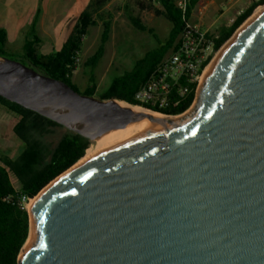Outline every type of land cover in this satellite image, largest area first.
<instances>
[{
  "label": "water",
  "instance_id": "1",
  "mask_svg": "<svg viewBox=\"0 0 264 264\" xmlns=\"http://www.w3.org/2000/svg\"><path fill=\"white\" fill-rule=\"evenodd\" d=\"M234 34L178 118L0 57V97L90 142L141 123L27 210L18 264H264V11Z\"/></svg>",
  "mask_w": 264,
  "mask_h": 264
},
{
  "label": "trees",
  "instance_id": "2",
  "mask_svg": "<svg viewBox=\"0 0 264 264\" xmlns=\"http://www.w3.org/2000/svg\"><path fill=\"white\" fill-rule=\"evenodd\" d=\"M198 2L199 0H186L184 7L180 8L178 0L127 1L124 14L131 26L137 31L152 35L157 40L158 46L146 51L142 57L135 60L129 71L113 78L108 88L96 99L100 101L116 99L130 105H138L134 99L135 92L156 64L174 49L181 32L189 24L191 13ZM107 3L108 0H91L78 17L72 33L60 50L47 55H41L37 51L39 39L33 33L34 24H32L22 48L23 61L18 62L43 75L64 82L83 96L95 98L96 83L92 73L87 77L84 92L80 93L73 85L72 77L78 68L74 66L72 58L75 53L81 54L88 30L99 25L101 32L97 47L82 63V67L94 69L102 59L105 46L110 40L113 22L112 13L105 10ZM261 5L264 6V0L252 2L230 24L219 27L216 34L206 33V37L213 41L212 55ZM132 6L143 12H151L155 17H162L170 23L171 28L162 43L157 39L152 28L144 25L139 17L133 15ZM4 47L5 34L0 31V57L8 58L4 53ZM192 89L193 92L183 102L175 108L162 111L161 114L177 116L185 112L194 100L195 87L192 86ZM0 106L17 117L11 131L23 143V149L16 158L0 154V264H18L19 254L29 234L28 211L21 204V198L25 197L28 200L35 198L42 189L85 155L90 141L2 97H0ZM56 130H62L60 138L55 143L46 141V137L54 135ZM12 180L17 183V188Z\"/></svg>",
  "mask_w": 264,
  "mask_h": 264
},
{
  "label": "rangeland",
  "instance_id": "3",
  "mask_svg": "<svg viewBox=\"0 0 264 264\" xmlns=\"http://www.w3.org/2000/svg\"><path fill=\"white\" fill-rule=\"evenodd\" d=\"M230 1H220L224 6L222 5L221 8L220 5V10L214 8L213 13L217 14L216 16H210V14L202 16V12L198 11V9H202V7L196 6L194 11L195 21H189V25L198 26L207 34L214 35L217 33L219 27L230 24L238 14L245 10L252 2L257 0H232V3H230ZM113 13L115 21L112 24L110 40L105 46L102 59L94 69L82 67L83 59L90 56L95 51L99 41L101 28H92L87 40L88 45L84 47V54L81 55V64L72 77L73 85L82 93L86 89L87 77L92 73L97 85L95 98L99 97V95L108 88L113 78L121 76L129 71L133 67L135 60L142 57L146 51L158 46L157 40L152 35L134 29L120 11L114 10ZM133 15L139 17L144 25L152 28L154 34L161 43L167 37L171 25L164 18L155 17L151 12H138L136 10L133 12ZM56 49L57 48L54 50ZM49 51L50 50H48V52ZM4 53L8 59L23 61L21 59V44L4 47ZM120 61L122 62L121 65H117ZM112 64L114 65L111 66ZM195 99L196 97H194L192 104ZM0 109V154L7 155L10 158H16L23 149V143L19 141L11 131L17 117L7 110H4L3 107H0ZM61 135L62 130H56L54 135L46 137V141L55 143ZM93 145L94 143L90 142L89 148ZM12 182L17 188V183L14 180H12Z\"/></svg>",
  "mask_w": 264,
  "mask_h": 264
},
{
  "label": "crops",
  "instance_id": "4",
  "mask_svg": "<svg viewBox=\"0 0 264 264\" xmlns=\"http://www.w3.org/2000/svg\"><path fill=\"white\" fill-rule=\"evenodd\" d=\"M90 1L91 0H0V31L5 34V47L21 44V48H23L29 29L31 25L34 24L33 33L39 39V43L37 44L38 53L47 55L60 50L64 41L72 33L78 17L85 11ZM127 1L133 0H108V3L105 5V10L112 13L113 22L115 21L114 10H118L124 14ZM220 1L221 0H199L196 6L202 7V9H198L199 12H202V16L208 14H210V16H216L217 14H214L213 10L214 8L219 9L220 5L222 8L223 3ZM227 1L229 2L230 0ZM230 3H232V0ZM132 8L133 12L135 10L143 12L136 6H132ZM195 9L196 7L193 9L189 21H195ZM91 29L92 28L88 30V34L84 39L81 55L84 54V47L88 45L87 40ZM93 29H100V26L98 25ZM55 48L57 49L54 50ZM48 50L50 51L48 52ZM86 58L83 59L82 62H84ZM121 63L120 61L117 65H121ZM113 65L114 64L111 66Z\"/></svg>",
  "mask_w": 264,
  "mask_h": 264
},
{
  "label": "built area",
  "instance_id": "5",
  "mask_svg": "<svg viewBox=\"0 0 264 264\" xmlns=\"http://www.w3.org/2000/svg\"><path fill=\"white\" fill-rule=\"evenodd\" d=\"M185 1L178 0L180 8L184 7ZM212 53L213 41L206 37V32L188 24L174 49L156 64L135 92V101L139 106L161 114L183 102L193 92L192 86L195 87V97L203 72L215 55ZM209 57L210 60L204 65ZM72 61L78 68L81 54L75 53ZM29 201L21 198V204L25 207Z\"/></svg>",
  "mask_w": 264,
  "mask_h": 264
},
{
  "label": "bare ground",
  "instance_id": "6",
  "mask_svg": "<svg viewBox=\"0 0 264 264\" xmlns=\"http://www.w3.org/2000/svg\"><path fill=\"white\" fill-rule=\"evenodd\" d=\"M264 11V6L258 7L256 8L253 13L251 14V16L237 29V31L235 32L234 36L239 33L241 30H243L244 28H246V26H248L258 15H260L262 12ZM227 44V43H226ZM226 44H224L222 46V48H220L219 52L214 56V58L210 61V63L208 64V66L206 67L205 71L203 72V75L200 79V83L199 86L202 85L203 81H204V77L206 76L207 72L212 68L213 64L216 62V60L218 59L219 55L221 54V52L223 51L224 47L226 46ZM200 88V87H199ZM118 105L122 106V107H126L131 109L132 111H134L135 113H137L138 115L141 116H151V117H155V118H159V117H163V118H178V117H182L185 114H187L192 107L194 106V104L196 103V99L194 101V103L182 114L177 115V116H163L159 113H155L152 112L150 110L141 108L139 106H132V105H128L125 102H117ZM141 123H135V124H130L124 128H119L117 130L111 131L99 138H97L96 140L93 141L94 145L91 146L89 149L86 150L85 155L72 167L75 168L78 164H80L81 162H83L84 160H86L87 158L101 152L102 150H104L105 148H107L108 146H110L112 143H114L115 141H117L118 139H120L121 137L127 135L128 133L132 132L138 125H140ZM63 175L59 176L57 179H55L53 182H51L48 186H46L44 189H42L35 198L30 199V201L27 203L26 205V209L30 212L31 209L33 208V206L36 204V202L43 196V194L55 183L57 182ZM30 235L31 232H29L28 234V238L22 248V250H24V248L28 245L29 241H30ZM22 253V251H21Z\"/></svg>",
  "mask_w": 264,
  "mask_h": 264
}]
</instances>
